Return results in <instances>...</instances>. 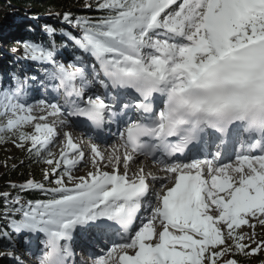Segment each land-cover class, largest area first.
<instances>
[{"label": "snow or ice", "instance_id": "6c2138e0", "mask_svg": "<svg viewBox=\"0 0 264 264\" xmlns=\"http://www.w3.org/2000/svg\"><path fill=\"white\" fill-rule=\"evenodd\" d=\"M84 8L98 15L56 14L78 30L59 33L78 53L71 62L57 59V30L46 26V44L12 49L43 76L0 81V146L45 166L42 181L0 192V241L12 249L0 257L76 264L74 246L101 239L110 246L83 264L264 256V0H84ZM41 88L51 99L38 98ZM112 123L123 128L108 150L102 133ZM66 128L94 139L83 146ZM29 191L42 198L25 199Z\"/></svg>", "mask_w": 264, "mask_h": 264}, {"label": "trees", "instance_id": "16d2710c", "mask_svg": "<svg viewBox=\"0 0 264 264\" xmlns=\"http://www.w3.org/2000/svg\"><path fill=\"white\" fill-rule=\"evenodd\" d=\"M7 2L14 4L23 11H29L32 14H36L37 11H35V7H37V10H39L41 13L50 11L61 14L64 12H71L74 16L98 15L94 9L88 10L84 8V0H46L45 4H41L40 0H0V7L7 8ZM61 20L64 22L62 15ZM39 23L41 28L38 29L30 20L17 17L16 15H10L6 11H0V28L4 30H10V32L17 30L20 35L18 37V41L16 42L20 43L21 45L25 41L46 44L51 39V37H49L45 31L46 26L56 29L59 27L58 25L61 24V22L58 24L53 17L39 20ZM75 30L78 32L77 29ZM57 37L56 42L60 43V41L57 40ZM1 54L2 52L0 51V55ZM0 65L2 64L0 63ZM38 167L39 164L33 163L31 158H29L27 155L25 156V161H23L22 164L21 162H18L14 169L12 166H8L7 168H1L0 166V192H13V189L9 187L11 183L19 184L29 178H34L36 181H42V173L39 174L37 172ZM13 194L15 193L13 192ZM24 198H42V194L38 191H29L26 195H24ZM3 243L7 242L0 241V245ZM262 258L263 256H256L251 259H245V264H260V260ZM0 264H6V261L4 259H0Z\"/></svg>", "mask_w": 264, "mask_h": 264}, {"label": "rangeland", "instance_id": "374dc122", "mask_svg": "<svg viewBox=\"0 0 264 264\" xmlns=\"http://www.w3.org/2000/svg\"><path fill=\"white\" fill-rule=\"evenodd\" d=\"M2 1H4V0H2ZM41 1V4H45V1L46 0H40ZM3 7V6H2ZM17 7V6H16ZM9 8H11V4H8V7L7 8H1L0 7V11H6L8 14H12V12H13V14L14 15H16L17 17H21V18H23V17H29V16H32V14L30 15H28V13H26V12H23V10L21 9V10H15V11H9ZM19 8V7H18ZM6 9H8V10H6ZM12 9V8H11ZM35 11H37L36 12V14H33V15H38V16H40V17H34V19H29V20H31V21H34V24H36V19H46V18H50V17H55V19L58 21V22H61V24L60 25H58L59 27L58 28H56V30H57V40H59V41H62L61 39H59L60 38V36H59V33L60 32H58V30L60 29V31L61 30H70L71 32H77L76 30H75V28H72L70 25H68V24H66V23H64V22H62V20H61V16H57L56 14V12H50V11H46V12H48V13H46V12H44L43 14L39 11V10H37L38 8L37 7H35ZM1 29V28H0ZM19 37V35H18V33L17 32H8L7 30H4V29H1L0 30V45L2 46V47H0V48H2V50L3 49H5V55H10V56H15L14 57V60H16V61H19V59H21V58H23L22 56H21V54H19V52L17 51V52H15V53H13V51H12V49L13 48H16V49H19V47H18V42H16V41H18V38ZM7 39H8V42L6 43V41H7ZM16 43V44H15ZM65 43H66V41H65ZM19 54V55H18ZM9 58V57H8ZM13 59H11V58H9V62H13L14 61ZM30 63V62H29ZM6 68H9V66H6ZM21 74L22 73H18V77L19 78H21ZM24 79H26L25 77H24ZM5 81H7V80H5ZM30 103H34V101H30ZM70 128H66L65 130H69ZM117 138V137H116ZM116 140V139H115ZM83 141V140H82ZM111 141V143H109ZM115 141L113 140L112 141V139L111 140H108L105 144L106 145H112V143H114ZM86 144V146H87V143H85L84 141H83V143H82V145L84 146ZM54 151L56 150L55 148L53 149ZM109 150H110V148H109ZM26 153L25 152H23V151H21V150H19V149H17V148H15V147H13L10 143L9 144H7V145H4V146H0V166H1V168H4L5 166H3V162L4 161H6L7 160V167L9 166H12V165H16L18 162H21V161H25V155ZM9 157H11L12 159H9ZM141 160H144V158L143 157H141L140 158ZM6 167V168H7ZM43 167H45L44 165H42V164H39V167H38V173L39 174H41L42 173V168ZM20 240H21V238L16 242L14 239H13V241H12V243L13 244H15L16 245V248H15V255L16 256H22V255H24L25 253H24V251H22L21 249H23L21 246H20V244L22 243L23 244V246H24V241L22 240V242H20ZM21 248H19V247ZM103 247L104 246H102L101 248L100 247H98L100 250H104L103 249ZM6 251H12V249H10V248H5V246L2 244V245H0V252H6ZM4 259V260H6L7 262H10V258H5V257H0V259ZM263 258H264V256H263ZM31 261H34L33 259L31 260ZM35 262V261H34Z\"/></svg>", "mask_w": 264, "mask_h": 264}, {"label": "bare ground", "instance_id": "6f19581e", "mask_svg": "<svg viewBox=\"0 0 264 264\" xmlns=\"http://www.w3.org/2000/svg\"><path fill=\"white\" fill-rule=\"evenodd\" d=\"M18 35H19V33H18ZM8 42V39H7V41H6V43ZM67 42V41H66ZM70 44V43H69ZM0 47H2L1 45H0ZM64 47H66V43L65 42H62V48H64ZM68 47V46H67ZM69 47H72V45L70 44V46ZM73 48V47H72ZM0 50H1V52H2V54L0 55V63H3V64H5L6 62H7V60H8V58H7V56L4 54L5 53V49H3L2 50V48H0ZM11 57H13V56H11ZM26 62H28V61H26ZM28 65H29V63H28ZM24 67H26V66H16L15 67V69L16 70H18V69H23ZM0 71H2V70H0ZM43 71H45V69L43 68V67H41V66H39L38 67V70H35V72L33 73V74H30V75H26V74H24V73H22L21 74V80H24V77L25 78H31V77H33V76H36L37 74H39L40 76H43ZM16 73H19V72H16ZM19 76V75H18ZM0 78H1V80L0 81H2L5 85H7V81H5V80H7V78H6V76H4V75H1L0 76ZM34 86H39V82H37V84L36 85H32L31 83H29L28 85H27V87H29V88H31V87H34ZM47 87L48 88H51V84H48L47 85ZM42 97H47V98H49V99H51V97H48L47 96V93L45 92V89L44 88H41V90H40V94H39V97L38 98H42ZM31 101V100H30ZM29 101V102H30ZM122 125V124H121ZM121 125H117L116 123H112L110 126V128H108V129H110V132H113V135L111 136L110 135V133L109 134H107L105 131H103V133H102V139H103V143H102V148H104V149H108L109 150V148L111 149L112 148V146L114 145V144H116L117 142H118V131H119V129L121 128ZM116 128H118V131L117 132H115V129ZM69 131H72V133H73V136H74V138H76L78 141H84L85 143H86V141H85V137H84V135L80 132V131H78L77 129H69ZM108 135H109V137H108ZM116 137H117V139H116ZM114 140V139H116V140H114L115 142L114 143H112V145H106L105 143L108 141V140ZM83 141H82V143H83ZM84 146H86V144L84 145ZM227 162V161H226ZM145 163L148 165V169L149 170H153V171H156V169L154 168V166L152 165V162L149 160V161H145ZM133 167V169H135L136 167H137V165H133L132 166ZM82 171L83 170H81V173H77L78 175L79 174H82ZM158 174H160V173H158ZM157 187V190H158V186H156ZM22 240H23V238H21V240H20V242H22ZM106 241H104V240H100L98 243H96V242H92L91 243V246H86L83 242H78L75 246H74V248L78 251V250H83L84 249V251L88 254V255H91L92 253H98L99 252V249H98V247H102V246H104V245H106ZM20 246L24 249V246H23V244L21 243L20 244ZM83 248V249H82ZM30 255V254H29ZM31 256V255H30ZM92 258V257H91ZM29 259V258H28ZM30 261H31V259H29ZM75 260H76V263H79V264H81V260H80V257H79V255L77 254V252L75 253ZM91 260V259H90ZM89 260V261H90ZM32 262H34V261H32Z\"/></svg>", "mask_w": 264, "mask_h": 264}]
</instances>
